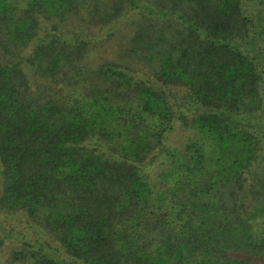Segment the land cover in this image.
<instances>
[{"label": "trees", "instance_id": "trees-1", "mask_svg": "<svg viewBox=\"0 0 264 264\" xmlns=\"http://www.w3.org/2000/svg\"><path fill=\"white\" fill-rule=\"evenodd\" d=\"M0 264H264V0H0Z\"/></svg>", "mask_w": 264, "mask_h": 264}, {"label": "rangeland", "instance_id": "rangeland-1", "mask_svg": "<svg viewBox=\"0 0 264 264\" xmlns=\"http://www.w3.org/2000/svg\"><path fill=\"white\" fill-rule=\"evenodd\" d=\"M16 226H17L18 229H20L24 233L28 232L27 231V226L25 224L16 222Z\"/></svg>", "mask_w": 264, "mask_h": 264}]
</instances>
